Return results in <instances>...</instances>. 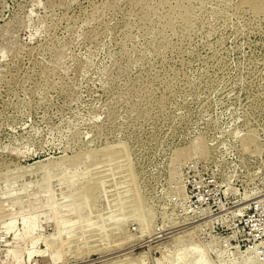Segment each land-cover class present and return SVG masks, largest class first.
I'll return each instance as SVG.
<instances>
[{"label":"rangeland","instance_id":"374dc122","mask_svg":"<svg viewBox=\"0 0 264 264\" xmlns=\"http://www.w3.org/2000/svg\"><path fill=\"white\" fill-rule=\"evenodd\" d=\"M262 198L264 0H0V264H264Z\"/></svg>","mask_w":264,"mask_h":264},{"label":"built area","instance_id":"2783aa9c","mask_svg":"<svg viewBox=\"0 0 264 264\" xmlns=\"http://www.w3.org/2000/svg\"><path fill=\"white\" fill-rule=\"evenodd\" d=\"M242 231L256 257L264 255V198L251 202L247 212L241 216ZM233 247V246H231Z\"/></svg>","mask_w":264,"mask_h":264},{"label":"bare ground","instance_id":"6f19581e","mask_svg":"<svg viewBox=\"0 0 264 264\" xmlns=\"http://www.w3.org/2000/svg\"><path fill=\"white\" fill-rule=\"evenodd\" d=\"M27 223H28V221L25 222V228H24V230L21 233H19V234H17V235L14 236V240H13V243L12 244H14V247H16V248H17V246L26 244L28 241L30 242L32 240V238H33V231H32V229L30 227H28L26 225ZM251 253H253L252 250H251ZM126 259H129V258H126ZM140 259H142V258H140ZM127 262H128V260H127ZM128 264H134V263H132L130 261ZM197 264H203V263L202 262H199Z\"/></svg>","mask_w":264,"mask_h":264}]
</instances>
